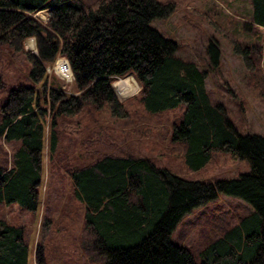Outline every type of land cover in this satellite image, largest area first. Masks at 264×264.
I'll list each match as a JSON object with an SVG mask.
<instances>
[{"label": "trees", "instance_id": "16d2710c", "mask_svg": "<svg viewBox=\"0 0 264 264\" xmlns=\"http://www.w3.org/2000/svg\"><path fill=\"white\" fill-rule=\"evenodd\" d=\"M251 1L252 21L264 25V0ZM174 8L171 0H0V46L9 55L22 56L28 83L9 86L0 104V141L11 147L8 156L0 152V205L36 210L46 119L48 158L68 126L66 118L84 106L105 108L130 124L128 101L116 98L111 83L132 75L139 85L132 98L142 113L136 122L178 111L168 143L178 146L187 169L198 170L220 151L247 161L249 171L212 182L187 180L130 152L66 166L69 197L82 206V228L99 264H264V135L239 133L226 107L204 88L205 71L177 56L179 43L151 25ZM38 11L46 13L43 24L31 16ZM31 37L36 54L24 49ZM229 44L246 72V85L264 100L261 44L237 39ZM207 51L211 70L218 69L215 44ZM56 55L67 60L76 94H65L58 80L47 76L45 65ZM141 130L150 131L138 126L136 135ZM217 194L240 199L250 212L218 228L195 253L171 240L180 219ZM43 209L44 226L52 222L47 201ZM25 238L21 225L0 217V264H27ZM35 256L39 262L38 246Z\"/></svg>", "mask_w": 264, "mask_h": 264}, {"label": "rangeland", "instance_id": "374dc122", "mask_svg": "<svg viewBox=\"0 0 264 264\" xmlns=\"http://www.w3.org/2000/svg\"><path fill=\"white\" fill-rule=\"evenodd\" d=\"M89 3L93 0H83ZM166 1V0H162ZM175 4L173 13L165 19H154L151 25L164 37L179 43L175 54L190 59L205 71L204 88L217 103L227 109V115L242 134L264 135V100L257 90L246 85V72L239 58L231 51L229 41L243 38L237 29L235 18L223 0H171ZM43 22L46 13L38 11ZM235 24V25H234ZM245 42L243 40H239ZM214 43L218 49L219 67L211 70L208 45ZM32 40L24 42V49L36 54ZM52 64V63H51ZM51 64H46L49 67ZM25 62L19 55H9L0 46V104L5 100L6 90L17 82H24ZM47 74V73H46ZM67 95L76 94L73 83L63 84L53 73ZM129 80L130 91L123 97L117 95L114 82L112 91L119 101H128L130 124H122L111 117L105 108L94 111L83 107L78 114L66 118L68 126L58 137L57 149L52 157L47 156L45 121L44 144L42 150L41 183L38 189L39 204L33 213H27L16 205H0V217L24 228L28 245L27 264H99V259L88 247L90 235L82 228L80 221L82 206L69 197L70 184L64 172L66 166H82L103 155H123L148 158L156 167H165L187 180L202 182L216 179H232L247 173V161L231 158L223 152H213L209 162L198 170H189L184 165L178 146L168 143V129L177 110L166 111L149 120L136 122L141 116L135 97L139 85L132 75ZM122 77V78H125ZM131 77V78H130ZM134 115L132 116V114ZM145 126L149 133L136 128ZM142 129V128H141ZM0 152L10 154V144L0 141ZM0 153V155H1ZM51 208L52 222L43 221V207ZM251 210L245 202L231 196L217 194L216 197L192 209L175 226L171 240L197 252L211 234L223 226H231ZM79 213L78 215H76ZM41 259L36 261V247Z\"/></svg>", "mask_w": 264, "mask_h": 264}, {"label": "crops", "instance_id": "0c3cea01", "mask_svg": "<svg viewBox=\"0 0 264 264\" xmlns=\"http://www.w3.org/2000/svg\"><path fill=\"white\" fill-rule=\"evenodd\" d=\"M227 9H229L230 16L235 18L237 27L241 29L235 30L239 32L246 43L259 42L261 44L262 53L264 54V25L253 22L251 17L253 15V4L251 0H223ZM235 25V24H234Z\"/></svg>", "mask_w": 264, "mask_h": 264}, {"label": "built area", "instance_id": "2783aa9c", "mask_svg": "<svg viewBox=\"0 0 264 264\" xmlns=\"http://www.w3.org/2000/svg\"><path fill=\"white\" fill-rule=\"evenodd\" d=\"M31 16L40 23L42 24L44 23V21L43 22L41 21L37 13L31 14ZM44 70L48 75L50 73H53L56 77H58L62 81L63 84H69L72 81V75L68 62L65 59V57L61 55H56L52 64L49 65V67H45Z\"/></svg>", "mask_w": 264, "mask_h": 264}, {"label": "bare ground", "instance_id": "6f19581e", "mask_svg": "<svg viewBox=\"0 0 264 264\" xmlns=\"http://www.w3.org/2000/svg\"><path fill=\"white\" fill-rule=\"evenodd\" d=\"M113 85L114 87H116L117 95H119L120 97L125 96L130 91L129 80L126 77L117 80Z\"/></svg>", "mask_w": 264, "mask_h": 264}, {"label": "clouds", "instance_id": "9594fccd", "mask_svg": "<svg viewBox=\"0 0 264 264\" xmlns=\"http://www.w3.org/2000/svg\"><path fill=\"white\" fill-rule=\"evenodd\" d=\"M31 39H32V45H31V46H32L33 49H34V48H35V37H32Z\"/></svg>", "mask_w": 264, "mask_h": 264}]
</instances>
